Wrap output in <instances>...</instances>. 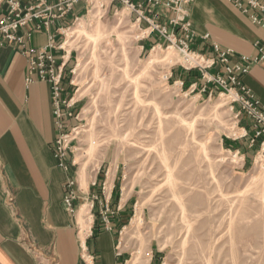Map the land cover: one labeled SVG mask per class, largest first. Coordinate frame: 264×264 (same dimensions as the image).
I'll list each match as a JSON object with an SVG mask.
<instances>
[{
    "label": "rangeland",
    "instance_id": "rangeland-1",
    "mask_svg": "<svg viewBox=\"0 0 264 264\" xmlns=\"http://www.w3.org/2000/svg\"><path fill=\"white\" fill-rule=\"evenodd\" d=\"M100 1L105 8L94 0L96 11L66 31L79 100L71 146L84 198L77 216L86 206L81 235L95 211L89 185L105 162L106 197L118 166L126 264H264V157L237 155L243 116L237 125L224 97L167 80L181 54L142 48L130 11L115 15Z\"/></svg>",
    "mask_w": 264,
    "mask_h": 264
},
{
    "label": "crops",
    "instance_id": "crops-1",
    "mask_svg": "<svg viewBox=\"0 0 264 264\" xmlns=\"http://www.w3.org/2000/svg\"><path fill=\"white\" fill-rule=\"evenodd\" d=\"M259 1L264 3V0ZM23 3L30 1L23 0ZM85 8L82 2L64 19L57 20L50 32L71 25L76 17L84 15ZM4 10L5 4L0 7V14ZM189 13L198 34L192 44L196 51L211 55V44L217 43L223 49H232L235 53L231 62L238 63L243 55H255L256 44L264 45V27L253 24L249 15L229 0H194ZM159 20L161 23L167 21ZM205 34H209L210 39L204 42L201 37ZM47 41L48 32H38L28 46L40 49ZM59 41H62L61 37ZM142 42L143 48H151L159 43V39L154 35ZM68 67L71 69V63ZM27 70L28 60L19 46L7 43L0 46V264H85L81 258V241L93 255L94 264H124L127 253L120 250L119 235L126 206H122V200H118L114 191L118 166L108 197L104 191L110 167L107 168L105 162L99 169V173L102 170L104 174L89 185L87 200L95 211L91 228L82 237L77 214L69 213L64 204L68 180L78 181V162L71 154L70 171L59 168L54 156L59 130L50 85L42 81L27 84ZM170 76L173 82L184 81L188 92L192 91L189 90L191 85H202L196 72H185L181 67L172 70ZM241 80L264 107L263 68L253 66ZM70 81L67 71L63 82L66 98L76 95ZM210 91L216 92L208 90L200 95L209 98ZM241 121V128H249L250 121L245 116ZM66 125L70 130L77 121L69 119ZM262 140L254 147H250L248 139L239 140L237 151L243 152L244 160L252 158L259 154ZM79 199L75 202L76 208L84 198ZM106 210L111 230L103 221ZM156 263L154 258L153 264Z\"/></svg>",
    "mask_w": 264,
    "mask_h": 264
},
{
    "label": "built area",
    "instance_id": "built-area-1",
    "mask_svg": "<svg viewBox=\"0 0 264 264\" xmlns=\"http://www.w3.org/2000/svg\"><path fill=\"white\" fill-rule=\"evenodd\" d=\"M0 0V7L5 4L6 10L0 14V46L7 44L17 45L28 60L26 82L33 84L36 81L47 82L51 89V101L55 123L59 136L54 147V156L59 168L65 172L70 171L72 154V137L76 128L67 130L66 121L78 120L75 109L77 101L64 96L63 82L69 69L72 51L66 50V31L81 19L96 11L94 0ZM104 7V2L97 0ZM242 13L249 15L253 24L264 27V3L259 0H229ZM85 3V13L76 17L73 23L56 32H50L57 20L64 19L79 4ZM194 0H110L106 5L115 15L127 8L130 11V21L135 31L140 32L141 41L157 36L159 43L151 47V51L161 49H175L181 54L184 64L181 68L185 72H196L199 75L201 86L197 83L190 86L191 93L198 91L200 94L210 91L209 98L215 95L224 97L228 101L231 111L235 112V119L240 122L241 116L250 121L249 128H240L233 140H249L250 147L260 143L259 154L264 157V107L255 94L244 85L242 76L250 73L253 66H261L264 70V45L256 44L254 56H241L240 62L232 63L234 55L232 49H223L219 44H211V55L194 50L192 44L198 34L190 19L189 7ZM105 8V7H104ZM159 18L167 21L161 23ZM48 32L47 44L40 48H31L29 41L38 32ZM59 37L62 41H59ZM205 42L210 39L209 34L201 37ZM143 48V47H142ZM171 76L166 77L170 79ZM74 86V82L70 81ZM174 85L184 87V81H175ZM77 93V91H75ZM237 135V136H236ZM240 154L237 151V155ZM70 161V162H69ZM76 182L69 179L66 184L64 204L71 214H77L75 202L79 199L75 189ZM103 221L107 229L111 230V221L108 210L103 214ZM121 234V233H120ZM81 258L85 264H94L93 255L88 253L84 242H80ZM128 261L126 260L124 264Z\"/></svg>",
    "mask_w": 264,
    "mask_h": 264
},
{
    "label": "bare ground",
    "instance_id": "bare-ground-1",
    "mask_svg": "<svg viewBox=\"0 0 264 264\" xmlns=\"http://www.w3.org/2000/svg\"><path fill=\"white\" fill-rule=\"evenodd\" d=\"M124 13V11H122V13H120L119 15H122ZM118 14V13H117ZM116 14V15H117ZM83 19H81L80 21H82ZM120 22V21H119ZM83 26V25H82ZM157 48H160V47H157ZM157 48H155L153 51L154 52H156V54L160 51V50H157ZM161 49V48H160ZM156 58V61L159 59L158 57H155ZM152 61H154V60H152ZM152 61H150V63L152 62ZM86 209V206H83V208H81V210L79 211V213H78V219H79V224L81 225V228H83V221H84V218H83V215H84V212L86 211L85 210ZM142 217L141 216H139V224H141L142 223ZM80 232H81V230H80ZM82 236V235H81ZM82 237H85V236H82ZM140 252V251H139ZM138 252V253H139ZM138 258H135L134 259V261H133V263L132 264H137L138 262Z\"/></svg>",
    "mask_w": 264,
    "mask_h": 264
}]
</instances>
